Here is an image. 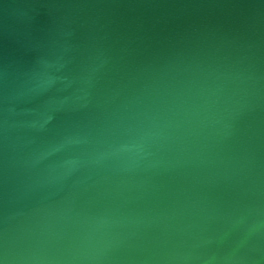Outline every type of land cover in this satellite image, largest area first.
Returning a JSON list of instances; mask_svg holds the SVG:
<instances>
[{
	"label": "water",
	"instance_id": "95a60500",
	"mask_svg": "<svg viewBox=\"0 0 264 264\" xmlns=\"http://www.w3.org/2000/svg\"><path fill=\"white\" fill-rule=\"evenodd\" d=\"M0 264H264V0H0Z\"/></svg>",
	"mask_w": 264,
	"mask_h": 264
}]
</instances>
